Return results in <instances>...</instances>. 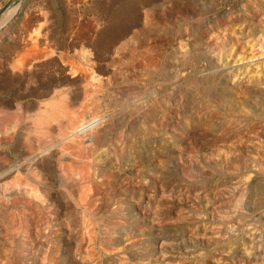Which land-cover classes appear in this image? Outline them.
I'll return each mask as SVG.
<instances>
[{"label":"rangeland","instance_id":"374dc122","mask_svg":"<svg viewBox=\"0 0 264 264\" xmlns=\"http://www.w3.org/2000/svg\"><path fill=\"white\" fill-rule=\"evenodd\" d=\"M39 12L51 15L48 25L70 58L83 61L85 51L109 64L116 80L98 94L101 104L129 113L137 99L146 112L155 91V154L136 119L139 143L124 152L122 188L107 208L125 226L104 264H264V0H0V18L15 13L3 28L20 30ZM73 90L79 104L83 89Z\"/></svg>","mask_w":264,"mask_h":264},{"label":"bare ground","instance_id":"6f19581e","mask_svg":"<svg viewBox=\"0 0 264 264\" xmlns=\"http://www.w3.org/2000/svg\"><path fill=\"white\" fill-rule=\"evenodd\" d=\"M39 13L36 17L29 19L30 23L22 26L20 30L3 28L4 24L14 18L15 13H5L0 18V264H104L107 253L115 243V236H112L118 229H121V226H125V222L112 221L107 208L109 196L122 188L120 164L124 152L128 147L129 149L130 147L135 148L139 143L138 138H135L136 125L134 121L136 119L143 118V123L151 135V154H155L157 127L153 116L155 91L151 89L149 94L151 110L146 112H143V103L137 99L135 100L136 107L129 113L111 110V101L101 104L98 94L104 92L105 89L108 90L109 85H114L116 80L114 75L108 73L109 64L101 63V59L98 57L84 58L86 57L85 51L80 55L83 61L70 58L65 46L62 47L59 44L58 30L51 29V26L48 25L52 19L51 15ZM34 19L35 22L33 21L32 24L31 20ZM83 31L82 33H84ZM6 40L8 41L4 42ZM164 62L165 60H163ZM107 65L108 67L105 68ZM192 81L194 82V80ZM19 88H24L25 91H17ZM73 88L83 89V99L79 104L77 103L79 97L73 95ZM9 89H12L13 92L9 93ZM144 89L146 90V86ZM167 128L169 129V127ZM254 137L256 138V136ZM211 159L213 160V158ZM183 171L185 170L183 169ZM235 202L237 201L235 200ZM187 203L189 204V202ZM210 208L212 210V207ZM186 211L188 212V210ZM238 232L240 231L238 230ZM158 239L160 238L158 237ZM118 249L122 250L123 247L120 246ZM161 249L163 248L161 247ZM155 251L157 252V250ZM246 258H248L247 255ZM262 260L264 261V259Z\"/></svg>","mask_w":264,"mask_h":264}]
</instances>
